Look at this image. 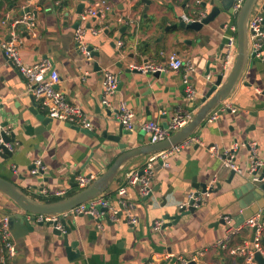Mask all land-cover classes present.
Wrapping results in <instances>:
<instances>
[{"label": "crops", "instance_id": "0c3cea01", "mask_svg": "<svg viewBox=\"0 0 264 264\" xmlns=\"http://www.w3.org/2000/svg\"><path fill=\"white\" fill-rule=\"evenodd\" d=\"M93 1L19 0L9 8H0V17L9 13L18 19L23 12L33 16L32 30L26 26L18 28L23 41L21 60L25 64L49 60L59 76L57 89L70 104L81 108L92 125L88 134L81 127L52 120L29 94L25 79L6 61L0 47V124L7 122L6 130L15 135L10 145L13 155L0 156V176L41 201L56 198L42 195V189H66L67 195L72 194L77 190L73 188L76 176L93 175L96 179L124 150L150 144L139 123L155 121L166 125L177 113L193 115L217 77H226V37L231 33L230 27L235 26L234 14L222 10L213 22L196 32L173 26L182 21L181 16L195 18L203 13L206 17L211 11L209 0H107L111 5L108 15L81 22L79 15ZM258 4L263 11L264 0ZM78 28L87 30L88 54L75 45L74 32ZM4 37L0 36V41ZM118 42L122 47H118ZM250 51L253 52L251 46ZM172 54L190 59L196 68L191 79L195 98L191 102L185 99L181 71L155 76L132 69L146 61L162 63ZM105 71L118 77L117 89L108 98L107 106L102 103ZM120 102L135 115L137 128L132 132L115 119ZM227 105L235 112L228 111ZM216 111L217 119L210 121L209 115L164 166L156 162L147 195L142 196L138 187L127 190L129 208L122 212L120 220L108 222L102 216L98 223L88 216L65 217L71 230L68 243L76 242L73 252H79L78 257L69 258L63 241L50 228L34 226L33 232L25 233L23 225L13 227L10 223L15 255L7 257L6 264H145L150 260L177 264L178 257L193 255L196 264H245L243 258L232 257L214 244L225 233L222 217L229 215L236 226L244 212V199L250 195L244 188L246 182L256 184L248 173L250 147L256 148L257 156L264 159V47L260 57L249 59L241 80ZM235 144L238 150L233 153L234 164L241 173L230 178L232 170L223 167V153ZM121 145L125 146L123 151ZM214 150L219 156L213 155ZM149 156L127 163L103 196L115 203L116 191L124 184L126 174L131 170L142 173ZM37 160L43 169L33 175L31 170ZM195 185L216 191L202 194V203L193 214L170 225L171 221L163 216L176 214L188 196L196 192ZM257 203L264 205L259 199L252 206L255 208ZM18 213L15 205L0 193V218ZM127 215L136 218L134 226L128 224ZM158 223L161 225L156 230ZM252 239V229L246 228L230 246L251 244ZM260 244L264 251V236ZM259 257L264 259V255Z\"/></svg>", "mask_w": 264, "mask_h": 264}, {"label": "built area", "instance_id": "2783aa9c", "mask_svg": "<svg viewBox=\"0 0 264 264\" xmlns=\"http://www.w3.org/2000/svg\"><path fill=\"white\" fill-rule=\"evenodd\" d=\"M136 0H129L130 3H134ZM199 3V2H198ZM242 5V0H239L234 5V12L240 9ZM111 11V5L107 0H95L93 1L82 13L79 15V20L81 22H86L88 19L104 18ZM263 11L259 4L257 3L254 7L252 14L248 22V36L249 44L253 50L256 52V56H261V50L264 47V17ZM203 13L199 14L195 18L181 16V20L186 23L200 21L203 18ZM121 21V20H119ZM20 26H26L32 30L35 26L34 18L30 13L23 12V16L18 19H13L9 13L4 14L0 17V36H5L3 40L0 41V47L6 58V61L14 65L19 73L23 76L26 81V88L29 94H31L45 109L47 115L58 122L68 123L74 126L81 127L85 130H91L92 125L81 108L79 106L70 104L64 94L57 89V84L59 82V76L53 69V65L49 60H43L35 62L33 64H25L20 57L19 51L22 46V38L18 32ZM231 33L226 37V54L223 63L224 76H227L230 72L237 53L236 47V36H235V26L230 27ZM93 32L97 33L99 30L92 29ZM87 30L83 28H78L74 32V42L76 47L82 53L88 54V49L85 43V35ZM118 47H122V43H117ZM134 70H139L143 73H168L173 71L182 72V84L184 86L185 99L189 102L193 101L195 98V89L192 83V76L196 72V68L190 59H181L175 54L168 56V58L162 63H150L148 61L135 65L132 67ZM118 85V77L111 72L103 73V94L102 103L107 106L109 101L108 98L112 96ZM227 110L235 112L234 108L226 106ZM217 111L211 114L210 121H215L217 119ZM192 115L189 112H180L175 114L166 125H163L155 121H142L138 124V127L148 134L149 143L155 144L165 139L169 138L172 134L181 130L187 125ZM115 119L119 124L128 132H132L137 128V123L135 122L134 113L129 110L125 103L120 102L115 111ZM194 140V139H192ZM186 141L175 147H172L166 151H162L156 154H152L148 157L145 165L143 167L142 173L137 170L129 171L125 176L124 184L121 185L116 191V201L111 203L106 197L99 196L92 199L86 203L80 204L70 211L62 214L61 216H37V221H56L59 218H64L67 216L78 217V216H88L95 219H101L104 215L98 211V208H107L108 216L111 222H116L120 220L117 217L118 212L123 211L126 213L128 211L129 205L127 204L125 198L127 190L131 187H138L139 193L142 196L147 195L151 190V181L153 179L155 164L160 162L162 166L166 164V161L173 155L177 154L184 147ZM197 144H200L196 140ZM1 144V140H0ZM249 147L250 145L247 144ZM8 149L11 150L10 145H7ZM238 150V146L235 144L231 150L223 153V167L234 171L235 173H241L237 165L234 164V152ZM213 155L219 156V154L214 150ZM250 167L248 173L252 177L254 183L264 182V173L260 178V174L256 171L262 166L263 160H260L256 154V148L250 147ZM34 168L31 170L33 175H37L43 166L39 160L34 162ZM95 179L93 175H78L76 176L77 189L82 190L86 188ZM42 195H51L56 198L62 199L67 197L66 189H56L50 192L41 190ZM208 195V193L204 194ZM202 194H197L196 192L191 193L188 196V200L185 204L179 207L186 206L189 201H194V206H197V202L201 200ZM225 226V233L222 238L216 241L215 247L226 250L229 255L236 258H243L245 264H258L256 260V254L264 255V251L261 246V237L264 236V210L257 212L249 219L243 223L235 226L233 219L229 215L222 217ZM128 224L134 226L137 222L135 217L127 215ZM161 224H156L154 229L158 230ZM255 229L254 237L252 243H245L242 245L230 246V242L244 229ZM0 244L2 256L0 257V264H6L7 257H13L15 255V246L12 242L11 232H10V222L9 219L4 217L0 218ZM171 258V256H167ZM190 262H195V255L188 258L178 257L177 264H190ZM145 264H159L154 260L147 261Z\"/></svg>", "mask_w": 264, "mask_h": 264}, {"label": "water", "instance_id": "95a60500", "mask_svg": "<svg viewBox=\"0 0 264 264\" xmlns=\"http://www.w3.org/2000/svg\"><path fill=\"white\" fill-rule=\"evenodd\" d=\"M238 1L239 0H209L208 5L211 6V11L206 15V17L202 18L200 21L190 23L179 21L178 25L173 26L174 28L178 27L182 30H193L199 32L203 26H207L209 23L213 22V20L219 16L222 10L228 15H235L234 24L237 53L234 64L225 78H223L222 76L217 77L214 84L210 87L207 94L205 95V98L202 101V106L192 115L191 119L185 127L172 134L164 141L155 144H148L146 146L132 150H124V145L119 146L120 149L124 151L119 154L110 164V166L96 179H94L91 184H89L82 190L77 189L69 196L58 199L56 201H39L30 193L22 190L10 179L0 176V193L7 197L20 211V213L13 216L6 214L5 217L9 219L11 225L13 227L19 224L23 225L25 233L33 232L34 226L50 228L51 233L58 239L63 241V245L66 248V252L69 258L73 259L75 257H78L79 252H73V249L77 245L76 242L68 243L67 236L71 232V230L66 225V221L64 220L65 217H61L56 221H37L36 217L61 216L62 214L70 211L80 204L86 203L92 199L102 196L105 192H107L110 185L116 180L123 167L127 163L137 157L156 154L184 143L189 138H191V136L196 132V130L208 118L209 115L213 114L218 108H220V106L227 100L238 82L241 80L242 75L249 63V59L255 58L256 56V52L251 53L250 51L248 22L253 9L259 0H242L240 9L237 11V13H235L232 7H234V5ZM82 6L83 5L81 4L78 7V10H80ZM205 6L206 2H203L202 7ZM262 15L264 17V6ZM165 31H167V29H165ZM88 52H90L89 49ZM154 75L162 76L160 73H154ZM32 111L36 115V112L34 110ZM40 117L41 116H38V118ZM7 125V122H3L0 124V156L3 158H8L13 155L12 150H9L7 145H11L14 143L15 135L14 133L10 132V130H6ZM85 132L91 134V132L88 130H85ZM260 160H263L262 166L257 169L256 173L260 174L259 177L261 178L264 173V159ZM234 176L235 172L231 171L230 178H233ZM243 178L247 179L246 177ZM73 188H77V185H74ZM244 188H247L250 191V195L246 199H244V203L246 204V206L242 207V210L244 212L241 214L239 220L236 221V226L241 224L244 220L249 219L251 216L259 212V210H262L264 208V205L262 206L258 203L256 204L255 208L252 206L254 201L256 202L259 199H262L264 202V182H260L257 184L246 182ZM194 189L196 190V195L199 194V190H201V194H209L216 191L212 188L207 189V186L204 185H195ZM201 203L202 200L198 201L196 204L197 206H199ZM197 206H194V201L191 200L186 206L179 207L176 214H166L163 216V219L170 220V225H175L181 218L193 214L197 209ZM98 211L104 214L103 218L105 220H107L108 222L110 221L107 208L99 207ZM122 212L123 211L118 212V218H121ZM89 218L98 223L100 222V219H95L93 217ZM252 232L254 237L255 229H252ZM256 257L258 264H264V259L260 258L259 254H256ZM190 264L196 263L190 262Z\"/></svg>", "mask_w": 264, "mask_h": 264}, {"label": "trees", "instance_id": "16d2710c", "mask_svg": "<svg viewBox=\"0 0 264 264\" xmlns=\"http://www.w3.org/2000/svg\"><path fill=\"white\" fill-rule=\"evenodd\" d=\"M19 0H0V8H9L18 3ZM70 195V194H69ZM67 195V196H69ZM59 199V198H58ZM57 198L49 199V200H42V202H52L58 200ZM41 201V200H39Z\"/></svg>", "mask_w": 264, "mask_h": 264}]
</instances>
